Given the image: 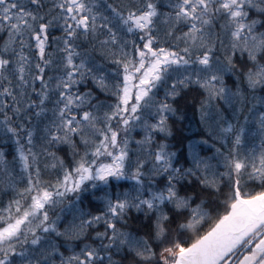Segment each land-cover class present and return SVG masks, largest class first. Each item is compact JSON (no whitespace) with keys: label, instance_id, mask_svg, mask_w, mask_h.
I'll list each match as a JSON object with an SVG mask.
<instances>
[{"label":"snow or ice","instance_id":"obj_1","mask_svg":"<svg viewBox=\"0 0 264 264\" xmlns=\"http://www.w3.org/2000/svg\"><path fill=\"white\" fill-rule=\"evenodd\" d=\"M0 264H264V0H0Z\"/></svg>","mask_w":264,"mask_h":264},{"label":"trees","instance_id":"obj_2","mask_svg":"<svg viewBox=\"0 0 264 264\" xmlns=\"http://www.w3.org/2000/svg\"><path fill=\"white\" fill-rule=\"evenodd\" d=\"M177 136L191 137V138H201L202 130L198 126L197 118L193 116L191 110L188 112V119L183 123L177 124ZM248 148H259V140L255 142V144H249Z\"/></svg>","mask_w":264,"mask_h":264}]
</instances>
